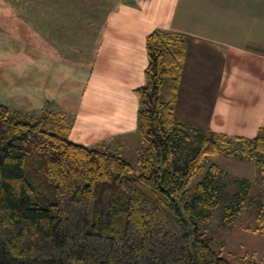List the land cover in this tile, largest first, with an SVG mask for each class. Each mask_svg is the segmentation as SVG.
<instances>
[{"label": "trees", "instance_id": "trees-1", "mask_svg": "<svg viewBox=\"0 0 264 264\" xmlns=\"http://www.w3.org/2000/svg\"><path fill=\"white\" fill-rule=\"evenodd\" d=\"M146 46L137 167L70 141L57 113L0 104V264H232L201 225L223 201L226 171L213 164L193 181L208 156L226 152L254 163L264 186V127L230 136L179 121L185 38L155 30ZM261 197L249 205L264 233V189ZM242 207L227 209L236 217Z\"/></svg>", "mask_w": 264, "mask_h": 264}, {"label": "crops", "instance_id": "crops-1", "mask_svg": "<svg viewBox=\"0 0 264 264\" xmlns=\"http://www.w3.org/2000/svg\"><path fill=\"white\" fill-rule=\"evenodd\" d=\"M39 1L41 8L10 12L28 17L24 40L18 34L13 44L25 58L0 59L6 106L16 113H57L73 143L138 166L136 90L146 83L147 37L163 30L185 38L176 105L182 91L197 97L181 106V122L245 137L264 127V0ZM103 15L98 30L91 18Z\"/></svg>", "mask_w": 264, "mask_h": 264}, {"label": "rangeland", "instance_id": "rangeland-1", "mask_svg": "<svg viewBox=\"0 0 264 264\" xmlns=\"http://www.w3.org/2000/svg\"><path fill=\"white\" fill-rule=\"evenodd\" d=\"M37 4L41 8V1L39 0L0 1V59L7 56L9 59H6L8 61L6 62L7 64H10V57L13 52L15 54L14 57L21 59L25 58L26 55L25 48H18L15 45L13 46V44L18 34L24 40L27 28L25 23H22L24 21L22 19L27 20L28 17H22L18 20L13 16L11 18L10 12L12 10H20L19 13H24L30 8L37 7ZM94 5L101 11H105V8L101 4ZM86 7L90 6L84 5V8ZM104 15L91 18L93 22L96 20L98 30L104 24ZM21 23L22 25H20ZM86 34L88 39H85L84 42L90 43L91 36H96L97 33L94 31L93 33ZM87 51L89 52V47L84 48V53H87ZM4 85L8 86V83ZM0 87V104L8 105L10 99L8 94L3 91L5 87L2 85L1 77ZM191 100H197V97L190 96L185 98L182 91L179 103L175 107L176 116L179 121H182L181 117L188 118L181 116L178 112H180L181 106L184 105L183 103ZM195 108H197V105H195ZM203 129L205 131L204 133H207L209 130L212 131L209 128ZM194 147L193 144L190 146V148ZM191 153L193 152H184V155L186 158H189L192 155ZM213 164L220 166L226 171V175L223 176L226 183L221 185L223 201L217 209L210 212L208 219L201 221L203 232L208 234V237L212 239V247L220 251L232 264H264V233L259 229V224L256 220L257 209L249 205L251 199L255 197L262 198L264 186L260 170L254 163L243 157H232L226 152L211 155L206 159V171L196 176L193 181L194 185L205 178L208 174L209 167ZM135 173L140 174L139 169L135 168ZM239 202L243 203L242 213L233 217L232 211L227 209V207L238 204Z\"/></svg>", "mask_w": 264, "mask_h": 264}]
</instances>
